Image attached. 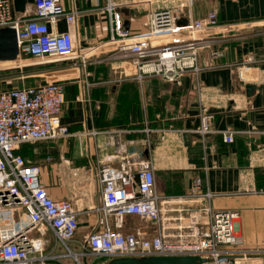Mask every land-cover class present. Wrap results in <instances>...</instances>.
Returning a JSON list of instances; mask_svg holds the SVG:
<instances>
[{
    "label": "crops",
    "instance_id": "0c3cea01",
    "mask_svg": "<svg viewBox=\"0 0 264 264\" xmlns=\"http://www.w3.org/2000/svg\"><path fill=\"white\" fill-rule=\"evenodd\" d=\"M113 1L134 36L146 33L150 12L163 8L171 9L176 21L200 19L213 11L219 23L239 27L200 34L210 41L199 50L203 69L196 77L185 75L181 84L156 77L140 82L132 55L108 40L106 0H62L66 10L79 12L76 24L59 20L57 29L68 31L74 44L88 54L85 68L69 61L55 71L56 80L65 87L61 122L71 136L23 144L18 154L41 167L40 178L51 198L68 200L78 211L74 244L105 228L103 218L92 212L100 202L94 168L98 163L117 167L114 143L131 141L127 152L151 161L160 196L186 195L192 180L200 177L202 189L215 195L214 210L240 213L237 248L263 255L264 0ZM13 13L30 16L33 6L22 14L13 8ZM249 84L254 85L250 93ZM201 109L212 116L213 132L204 141L197 134ZM91 130L98 132L94 138L84 135ZM228 130L233 132V142L225 144L221 133ZM20 218L16 212L15 221ZM139 225L147 236L155 234V225L135 216L124 219L121 231L132 233ZM30 236L38 234L32 231ZM52 238L47 228L45 241ZM101 259L100 264L110 261ZM61 262L72 264L68 260L48 264Z\"/></svg>",
    "mask_w": 264,
    "mask_h": 264
},
{
    "label": "built area",
    "instance_id": "2783aa9c",
    "mask_svg": "<svg viewBox=\"0 0 264 264\" xmlns=\"http://www.w3.org/2000/svg\"><path fill=\"white\" fill-rule=\"evenodd\" d=\"M32 6L30 16L15 15L12 0H0V28L15 29L18 57L69 60L85 68L86 51L74 44L68 31L57 29L59 20L76 24L79 11L66 10L62 0H34ZM104 8L110 25L108 40L132 55L135 77L140 82L156 77L181 84L185 75L196 77L203 69L199 50L210 41L200 34L239 27L219 23L213 11L179 25L172 10L163 8L150 12L146 33L134 36L125 28L113 0H106ZM260 63L264 67V59ZM4 69L0 67V72ZM64 95L65 87L58 80L0 90V264H48L54 260L84 264L82 260L87 263L89 256L109 260L198 257L207 261L204 264L248 262L249 252L237 248L240 213L214 210L211 200L215 195L202 189L200 177L192 180L186 195L160 196L151 161L127 152L131 141L114 143L119 157L117 167L98 163L94 168L100 202L92 212L103 218L105 228L93 230L76 241L75 249L79 252L73 251L69 242L76 235L78 211L68 200L51 198L40 178L41 167L18 154L23 144L71 136L61 122ZM211 119L206 110H200L197 134L201 141L213 132ZM97 133L91 130L84 135L94 138ZM221 134L223 143L233 142L232 131ZM16 212L21 213L17 222ZM127 216L152 223L156 226L155 234L147 236L141 229L123 233L121 228ZM47 228L52 231L51 242L45 241ZM32 231L38 234L37 238L30 236ZM61 249L63 252L58 253Z\"/></svg>",
    "mask_w": 264,
    "mask_h": 264
},
{
    "label": "rangeland",
    "instance_id": "374dc122",
    "mask_svg": "<svg viewBox=\"0 0 264 264\" xmlns=\"http://www.w3.org/2000/svg\"><path fill=\"white\" fill-rule=\"evenodd\" d=\"M18 61L23 64L16 66L15 63H13L4 67L5 69L0 72V90L7 87L38 85L46 81H56V77L59 75H56L55 71L59 70L60 66L65 65L66 67V62H69V60L42 61L40 59H32L30 57H22ZM142 227L143 226L139 225L137 229L143 230ZM69 246L73 251L79 252V249H75V244L73 242H69ZM258 254L252 253L249 255L247 257L248 262L250 263L252 261V263H256L259 261L260 264H264V254H259V256H257ZM101 261L102 259L100 258L97 259L90 256L87 259V263L91 264H100ZM82 262L84 264L86 263L84 260H82Z\"/></svg>",
    "mask_w": 264,
    "mask_h": 264
},
{
    "label": "water",
    "instance_id": "95a60500",
    "mask_svg": "<svg viewBox=\"0 0 264 264\" xmlns=\"http://www.w3.org/2000/svg\"><path fill=\"white\" fill-rule=\"evenodd\" d=\"M14 11L24 13L27 6H32L34 0H12ZM186 19L177 21V24L185 25ZM18 56V46L16 31L11 27L0 28V61L14 59ZM246 89L250 93L254 85H247ZM206 260L198 257H149L143 259L136 258H114L107 264H204Z\"/></svg>",
    "mask_w": 264,
    "mask_h": 264
},
{
    "label": "bare ground",
    "instance_id": "6f19581e",
    "mask_svg": "<svg viewBox=\"0 0 264 264\" xmlns=\"http://www.w3.org/2000/svg\"><path fill=\"white\" fill-rule=\"evenodd\" d=\"M19 59H20V58L17 56V57H15L14 59L1 60V61H0V67H6V66L11 65V64H13V63H15L16 66H20V65L23 64V63L19 62V61H18ZM17 61H18V62H17Z\"/></svg>",
    "mask_w": 264,
    "mask_h": 264
},
{
    "label": "trees",
    "instance_id": "16d2710c",
    "mask_svg": "<svg viewBox=\"0 0 264 264\" xmlns=\"http://www.w3.org/2000/svg\"><path fill=\"white\" fill-rule=\"evenodd\" d=\"M105 259V258H104Z\"/></svg>",
    "mask_w": 264,
    "mask_h": 264
}]
</instances>
